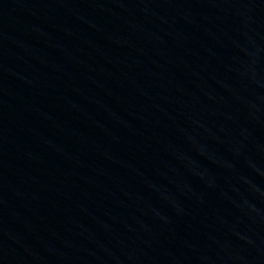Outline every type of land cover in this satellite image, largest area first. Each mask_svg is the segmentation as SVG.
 Segmentation results:
<instances>
[{"label": "water", "instance_id": "95a60500", "mask_svg": "<svg viewBox=\"0 0 264 264\" xmlns=\"http://www.w3.org/2000/svg\"><path fill=\"white\" fill-rule=\"evenodd\" d=\"M0 264H264V0H0Z\"/></svg>", "mask_w": 264, "mask_h": 264}]
</instances>
